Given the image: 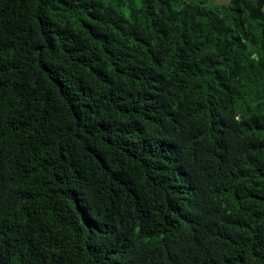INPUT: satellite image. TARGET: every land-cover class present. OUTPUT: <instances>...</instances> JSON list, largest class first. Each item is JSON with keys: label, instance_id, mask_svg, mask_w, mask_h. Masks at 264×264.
Masks as SVG:
<instances>
[{"label": "trees", "instance_id": "obj_1", "mask_svg": "<svg viewBox=\"0 0 264 264\" xmlns=\"http://www.w3.org/2000/svg\"><path fill=\"white\" fill-rule=\"evenodd\" d=\"M0 264H264V0H0Z\"/></svg>", "mask_w": 264, "mask_h": 264}]
</instances>
